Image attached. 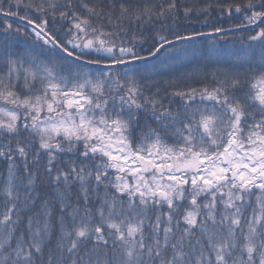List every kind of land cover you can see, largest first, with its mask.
<instances>
[{"label":"snow or ice","instance_id":"snow-or-ice-1","mask_svg":"<svg viewBox=\"0 0 264 264\" xmlns=\"http://www.w3.org/2000/svg\"><path fill=\"white\" fill-rule=\"evenodd\" d=\"M0 264H264V0H0Z\"/></svg>","mask_w":264,"mask_h":264},{"label":"trees","instance_id":"trees-1","mask_svg":"<svg viewBox=\"0 0 264 264\" xmlns=\"http://www.w3.org/2000/svg\"><path fill=\"white\" fill-rule=\"evenodd\" d=\"M224 26H225V27L228 26V22H227V21L224 22ZM199 30H201V31H208L209 29H207V28H200ZM217 39H219V38H217ZM226 39H229V40H230V39H232V37H231V36H228V37H226ZM193 43L198 44L199 41H194ZM205 43H207L206 40H205ZM184 63H185V65H187V67H180L179 65H176V66H175V71H176V74H177V75H178L180 72L188 71V70L190 69L191 65L188 64V61H185Z\"/></svg>","mask_w":264,"mask_h":264}]
</instances>
